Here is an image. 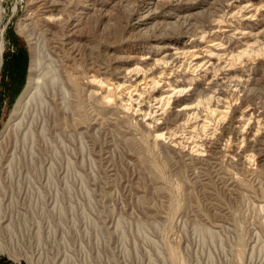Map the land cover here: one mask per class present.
<instances>
[{"label":"rangeland","instance_id":"374dc122","mask_svg":"<svg viewBox=\"0 0 264 264\" xmlns=\"http://www.w3.org/2000/svg\"><path fill=\"white\" fill-rule=\"evenodd\" d=\"M35 1L0 0V264H264V0ZM38 47L63 90L15 117Z\"/></svg>","mask_w":264,"mask_h":264},{"label":"bare ground","instance_id":"6f19581e","mask_svg":"<svg viewBox=\"0 0 264 264\" xmlns=\"http://www.w3.org/2000/svg\"><path fill=\"white\" fill-rule=\"evenodd\" d=\"M155 1V0H154ZM158 1V0H157ZM36 7L38 8L39 16L41 19L48 20L49 17H53L52 13H56L57 15L61 16L67 7V0H36L35 1ZM156 4V3H154ZM154 4H152L154 6ZM158 4V3H157ZM89 5H83L82 9L87 10ZM37 12V13H38ZM51 14V15H50ZM79 18L69 17L68 23L71 26L72 31H76V29L80 26L79 24ZM147 17H137L135 22V27L139 28V32L142 34L144 31L147 30L146 27H144L147 24ZM146 28V29H145ZM145 33V32H144ZM158 40L159 44H154V48H161L162 43H164L163 38H153L152 40ZM151 40V41H152ZM142 50H135L131 53V55L126 57V60H136L139 63H142V61L146 60L145 54H143ZM175 57L174 54H166L164 57V60L170 61L173 60ZM33 64L31 67V73L30 78L27 84V87L23 93V95L20 97V100L18 101L16 111H15V117L19 114V112L26 108L30 101H33L36 103V106L42 107L47 104V98L48 95H53L58 91L59 89L63 90V87L61 86L62 82L60 81V75H59V69L56 65V61L51 57L49 54H44L41 52V50L38 48H35L33 50ZM41 69V73H37V71ZM37 70V71H36ZM121 74V72H120ZM119 76V75H118ZM125 76L123 75L122 78ZM64 92V91H63ZM179 106V104H178ZM176 112L180 115L183 113L182 109H176ZM15 120V119H14ZM0 239V252H6L7 248L1 243ZM25 252V251H23ZM22 253V252H20ZM16 254V253H15ZM29 254V252H28ZM30 255V254H29ZM17 256V254H16ZM31 256V255H30Z\"/></svg>","mask_w":264,"mask_h":264}]
</instances>
